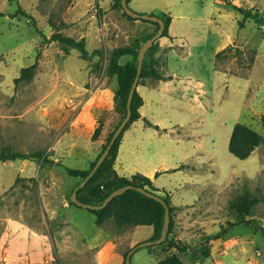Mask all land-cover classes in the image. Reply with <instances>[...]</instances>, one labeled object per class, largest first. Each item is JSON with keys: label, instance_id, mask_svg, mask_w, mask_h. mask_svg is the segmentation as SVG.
<instances>
[{"label": "rangeland", "instance_id": "1", "mask_svg": "<svg viewBox=\"0 0 264 264\" xmlns=\"http://www.w3.org/2000/svg\"><path fill=\"white\" fill-rule=\"evenodd\" d=\"M228 1L230 5L220 0H129L127 7L137 14L161 15L169 20L165 35L154 42L147 62L152 63L151 69L169 85L171 96L176 91L173 84L180 85L183 80L190 83L193 78L217 95L220 79L209 68L214 66L218 72L235 76L239 78L237 82L247 86L244 106L239 107L240 96L234 94L231 104L222 105L221 111L216 106L212 116L216 113L226 126L244 124L264 138L258 121L259 100H264V91H259L258 83L250 79L256 53L264 57V28L258 29L251 20L239 28L237 22L242 16L232 9L235 5L255 11V0ZM119 3L120 0H0L3 14L0 17V151L42 153L38 160L31 156L24 161L0 162V264H32L34 253L41 250L33 243L34 237L45 240V253L41 257L44 264H97L96 251L106 235L123 258L137 243L159 236L163 209L155 232L150 226L121 229L108 219L114 202L108 210L90 211L69 200L70 193L91 169L123 119L137 52L144 39L157 31L154 23L126 16ZM17 9L33 17L44 37L22 16L10 17ZM259 10H264V0H259ZM211 18L220 24V36L211 31L207 22ZM176 27L179 32H189L193 40L188 42L187 36L179 35ZM228 41L231 43L224 44ZM220 46L222 50L212 58ZM33 63L36 68L32 79L14 83L19 70ZM125 67L130 68L131 76L117 107L116 78ZM157 82L160 83L158 78L153 77L139 80L137 117L130 119L119 135L112 161V168L120 177L133 176L118 174L120 149L135 123L143 121L145 126L150 125L143 115L144 96ZM197 93L199 102L192 104L206 117L208 95L203 91ZM168 100L165 107L177 108L176 101ZM262 109L264 112V106ZM166 117L173 119L171 112ZM97 121L102 122L103 128L100 136L92 140ZM226 155L229 160L224 158ZM218 158L225 164H248L234 158L223 147ZM43 159L46 162L42 163ZM248 170V176L240 174L232 178L231 193L226 190L230 197L226 194L222 197L226 202L201 203L193 213L175 207L166 194L170 210L167 239L137 250L131 264H156L162 258L183 264H210L213 260L205 252L211 234L205 231H210L212 225H215L213 231L218 226L228 227L230 222L224 217L231 216L227 208L229 201L243 192L259 202L250 209L244 208L239 219L248 223L250 229H257L258 234L259 228L264 230V143L254 150ZM210 191L206 189V193ZM125 195L151 202L135 191ZM101 212L107 213V217L99 228L94 217ZM216 217L220 219L213 221ZM258 241L248 239L243 244L248 264H259Z\"/></svg>", "mask_w": 264, "mask_h": 264}, {"label": "crops", "instance_id": "2", "mask_svg": "<svg viewBox=\"0 0 264 264\" xmlns=\"http://www.w3.org/2000/svg\"><path fill=\"white\" fill-rule=\"evenodd\" d=\"M252 6L253 4L250 5V7ZM254 7L255 11L264 15V10H259V0H255ZM207 22L212 29L211 31H215L220 36L222 29L218 21L211 18ZM175 30L180 31L178 27ZM181 31L179 35L187 36L188 42L193 40L189 32ZM230 43L228 41L224 44ZM222 47H218L213 52L212 58L222 50ZM209 68L212 75L220 79L219 85H216L218 91L215 96L208 89H205L202 81L194 78L190 80V83L183 80L180 85L173 84L172 88L176 89L174 91L175 96L169 94V85L165 84L162 77L158 80L160 83L157 82L151 86L147 95L144 96L143 107L146 112H143V115L150 125L145 126L143 121L135 123L131 128L132 131L128 132L127 139L123 142L125 145L121 147L119 153L121 165V170H118L119 175L139 174L147 177L151 180L155 194H168L170 203L175 207H182L187 213L195 212L196 205L201 203L220 202L222 204L226 202L227 200L222 197L225 196L224 194L230 197L232 178L240 174L248 176V167L254 160V151L247 159L240 160V162H248V164L245 163L247 165H241V163L240 165H233L229 162L225 164L223 160L218 158L219 149L223 147L228 151L227 141H229L233 126H226L227 124L223 119H218L216 113L212 116L211 112L216 110V106L221 111L222 107L230 105L232 99L235 98L234 94L238 95L236 97L240 96L239 107L244 106V94L247 85L237 82L236 80L239 78L235 76L227 77L224 72H218L214 66L209 65ZM232 79L233 81H231ZM250 79L258 83L259 91H264V57L258 56L257 53L252 64ZM197 91H203L208 95V106L206 107L208 108V116L206 115V117L201 114L200 108L194 107L192 104L193 101L199 102L200 97ZM168 99L176 101L175 107L177 108L168 109L165 107ZM263 102L264 100H259L258 119L264 116V112H262ZM240 110L241 108L238 109L237 115H239ZM170 112L173 116L171 120L166 117ZM201 116L204 119H200ZM224 158L229 160L227 155ZM123 159L126 161L125 166ZM123 172L127 174L125 175ZM206 189H211V191L206 193ZM226 190L230 193H226ZM205 197H213L214 199H204ZM99 214L95 215L94 223L100 228L103 227V220L107 213L101 212ZM242 214H244L243 209L231 216H225L224 219L230 222L227 228H219L218 226V230L213 231L215 225H212L210 231H205L211 234L205 252V256L210 261L213 260L209 262L210 264H248L247 257L243 253V244L248 239L254 242L259 239V264H264V230L259 228L258 234L257 229L256 231L250 229L248 223L239 219ZM219 219V217L212 218L213 221ZM44 241V239L34 237L33 243H36L41 250L34 253L32 264H44L41 260L45 253ZM133 255L130 261H132ZM95 258L97 264L124 263L123 254L116 251L115 244L107 235L96 251Z\"/></svg>", "mask_w": 264, "mask_h": 264}, {"label": "trees", "instance_id": "3", "mask_svg": "<svg viewBox=\"0 0 264 264\" xmlns=\"http://www.w3.org/2000/svg\"><path fill=\"white\" fill-rule=\"evenodd\" d=\"M222 1L225 4L230 5L228 0H222ZM128 2L129 0L127 1V4ZM232 9H234L240 16H242L241 20L237 22L239 28L244 27V22L246 20L253 21V23L256 25L257 28H264V15L263 14L257 11H253L252 9H242L241 7H238L235 5L232 6ZM1 16H3V14L0 12V17ZM17 16H22L23 18L27 19L29 25L33 27L34 31L41 38L44 37L41 31L36 26L34 19L30 14H28L22 9H17L15 13L12 14L10 17L13 18ZM157 17L160 18L164 22V25H165L164 31L162 33V36H163L165 35V30L168 26L169 20L166 18L163 19L161 15L160 16L157 15ZM154 24L158 26L157 23H154ZM157 30H158V27H157ZM149 38L150 37H148L147 39ZM145 40L146 39H144V41ZM152 47L147 51L145 58L143 60L139 80L144 77H153L155 79L158 78V80L161 78L156 70L151 69L152 63L147 62L148 53L150 52ZM35 68H36V63H33L26 68H21L19 70V75L13 80L14 83L30 81L33 77ZM135 70H136V61L134 63V72ZM130 76H131V71H130V68L128 67L122 68L118 71V76L116 78L117 79V89H116L117 107L120 106L122 96H123V89L128 86V80L130 79ZM134 76H135V73L131 79V82ZM131 82L128 86V90L131 85ZM138 84H139V81H138ZM125 103H126V100H125ZM139 104H140V99L135 91L133 98H132V102H131V118L130 119H135L137 117L136 109ZM258 121L262 127V130L264 131V116H261L260 119H258ZM102 128H103L102 122L97 121V126L94 129L92 136H91L92 140H96L100 136ZM154 128L157 129V127H154ZM118 138H120V136ZM118 138H116V141L113 144L112 148L110 149L108 156L103 161V163L99 166L97 171H95L91 179L84 185V187L78 190L77 199L81 203L89 204V205H99L112 191L120 187H124L126 185H131L134 187H142L149 192L155 193V189H153L152 187L151 180L148 179L147 177H144L139 174H135L131 176L130 179H127V178H124L123 176L122 177L118 176L116 172H114V169L112 168V161L114 160V157L116 154V147L119 141ZM227 142H228V152L238 160H245L251 155V153L255 150V148H257L259 145L264 143V138L261 135H259L257 132L252 130L250 127L244 124H241V123H235L232 127L229 141ZM31 156H33L36 160H38L40 157H42V153L37 152L33 155H28V154L21 153V152H11L8 150H2L0 151V162L3 163L6 161H15V160L24 161L25 159H28ZM44 162H46L45 159H43L42 163ZM94 181H96L95 184H94ZM92 183L94 184L93 187H91ZM159 196L168 205V199L166 195H159ZM113 202H114V205L108 214V219H110L115 224L116 227L122 229V227H138V226L145 225V226L152 227L155 232V228L157 227L159 223V217L162 212V207L160 204L152 200L151 202L144 203V202L138 201L133 195H125V194ZM258 202H259L258 198L250 196L248 192H243L235 196L232 200H230L227 208H229L230 210V215H233L236 212L244 208L250 209V207L255 206V204H257ZM108 205L109 206L106 207L107 210L111 207L112 203ZM156 263L157 264H183L182 262L172 259V258H162V259H159Z\"/></svg>", "mask_w": 264, "mask_h": 264}, {"label": "water", "instance_id": "4", "mask_svg": "<svg viewBox=\"0 0 264 264\" xmlns=\"http://www.w3.org/2000/svg\"><path fill=\"white\" fill-rule=\"evenodd\" d=\"M127 1L128 0H121L120 1L121 8L127 16H129L131 19H134V20H144V21H149L152 23H157L158 24V30L156 31V33L152 37H150L149 39H146L142 43L141 47L139 48V50L137 52L136 70L134 72L135 76H134V78L131 82V85L129 87V90H128L126 103L124 105L125 106V115H124L123 119L121 120L119 125L114 130L111 138H109L110 139L109 142L107 143L106 147L104 148L102 153L97 158L96 162L94 163V165L92 166L90 171L74 187V189L72 190V192L70 193V196H69L70 202L73 203L75 206L82 207V208H85L87 210L89 209L90 211H99V210L105 209L108 206V204L112 203L113 201H116L118 198L122 197L128 191L138 192L139 194L143 195L147 199L152 200L154 202H157L158 204L161 205V207L163 209V215H162V225H161L159 236L153 240H146V241L139 242L136 245H134L132 248H130L125 255L123 264H131V262H130L131 256L137 250H139L141 248H145V247L156 246V245H159V244L166 241L167 235L169 232V228H170V210H169L168 205L165 203V201L159 195L152 193V192H149L142 187H134L131 185H126L124 187H120V188L112 191L103 200V202L99 205H89V204L81 203L77 199V192L79 189L84 187V185L91 179V177L94 175L95 171H97L99 166L106 159V157L109 154L110 149L112 148L113 144L116 141V138L119 137V135L121 134L125 125L130 120V118H131V102H132L133 95L136 91L137 85H138L143 60L145 58L147 51L153 46L154 42L162 36V33L164 31V28H165L164 22L160 18H158L157 16L137 14V13L133 12L132 10H130L129 7H127L128 6Z\"/></svg>", "mask_w": 264, "mask_h": 264}]
</instances>
